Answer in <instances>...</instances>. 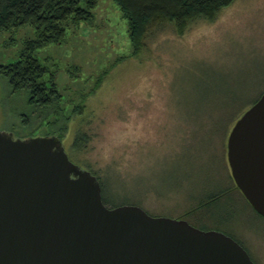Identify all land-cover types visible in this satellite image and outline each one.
I'll return each instance as SVG.
<instances>
[{"label": "rangeland", "instance_id": "obj_1", "mask_svg": "<svg viewBox=\"0 0 264 264\" xmlns=\"http://www.w3.org/2000/svg\"><path fill=\"white\" fill-rule=\"evenodd\" d=\"M90 10L34 50L52 70L68 117L47 123L54 103L26 102L0 75V128L60 134L67 156L97 177L104 204L136 202L228 232L264 264V216L232 185L224 153L234 117L264 88V0H230L181 30L168 20L151 23L136 54L113 0H96ZM31 32L29 24L1 30L0 61ZM74 134L81 140L73 145Z\"/></svg>", "mask_w": 264, "mask_h": 264}, {"label": "water", "instance_id": "obj_2", "mask_svg": "<svg viewBox=\"0 0 264 264\" xmlns=\"http://www.w3.org/2000/svg\"><path fill=\"white\" fill-rule=\"evenodd\" d=\"M233 183L264 216V88L225 137ZM0 264H254L228 232L136 202L104 204L99 181L54 132L0 128Z\"/></svg>", "mask_w": 264, "mask_h": 264}, {"label": "trees", "instance_id": "obj_3", "mask_svg": "<svg viewBox=\"0 0 264 264\" xmlns=\"http://www.w3.org/2000/svg\"><path fill=\"white\" fill-rule=\"evenodd\" d=\"M228 1L230 0H113L126 22L129 54L137 53L149 24L168 20L175 29L181 30L188 19L198 15L211 17ZM95 2L96 0H0V31L24 24H29L32 29L31 34L22 38L15 55L0 61V75L9 84L11 91L22 90L26 102L43 106L54 103L55 108L51 111L55 118L46 119L47 123L58 120L59 116L66 119L68 115L59 111L61 107L57 100L60 98V91L53 80L52 70L47 69L34 50L47 41L61 39L65 35L67 22L89 18L92 14L91 6ZM123 56L125 55L118 54L117 58ZM80 105L73 104L72 111H79ZM18 116L21 123L28 121L27 113L19 112ZM39 116L43 117L41 112ZM55 134L60 137V134ZM80 138L81 136L74 134L72 144H77ZM232 185L235 186L234 183ZM215 194L217 193L209 195L205 201Z\"/></svg>", "mask_w": 264, "mask_h": 264}]
</instances>
